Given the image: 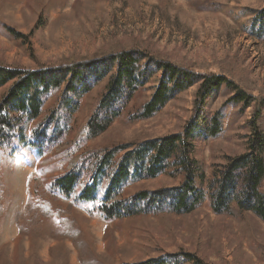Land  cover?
Masks as SVG:
<instances>
[{"label":"rangeland","instance_id":"rangeland-1","mask_svg":"<svg viewBox=\"0 0 264 264\" xmlns=\"http://www.w3.org/2000/svg\"><path fill=\"white\" fill-rule=\"evenodd\" d=\"M263 8L264 0H0V65L35 69L136 49L199 73L225 75L264 99V39L246 31L252 12ZM3 24L25 39L8 37ZM106 83L83 97L78 112L70 120L67 117L69 139L78 138ZM155 85L156 79L103 135L86 141L83 151L181 132L193 114L196 88L179 95L149 120L131 119L135 109L150 99ZM6 90H0V98ZM225 101L223 94L216 93L207 108L209 113L222 110L224 132L196 146L195 157L208 174L213 164L224 163L225 156L242 153V136L248 133L249 111L240 115ZM61 173L50 156L40 160L28 146L23 156H4L0 264H83L82 260L123 264L178 251L196 253L210 264H264V224L249 213L217 216L208 202L190 215L162 207L158 213L112 222L91 217L88 206L81 205L69 211L82 234L80 253L69 240L56 239L57 218L39 214L42 202L67 209L66 201L49 200L36 182L42 181L43 187ZM179 184V177L162 175L130 186L125 196ZM18 213L23 216L17 223Z\"/></svg>","mask_w":264,"mask_h":264},{"label":"trees","instance_id":"trees-1","mask_svg":"<svg viewBox=\"0 0 264 264\" xmlns=\"http://www.w3.org/2000/svg\"><path fill=\"white\" fill-rule=\"evenodd\" d=\"M2 28L14 41L26 37L5 24ZM246 31L255 39H264V8L252 12ZM154 79L150 99L135 109L131 119L149 120L179 95L196 88L193 114L183 130L83 151L86 141L103 135ZM105 80V91L78 138L69 139L67 117L70 120L83 97ZM6 88L0 98V168L6 154L23 156L27 146L40 160L50 156L62 173L43 187L39 185L42 181L36 182L49 200H64L68 206L54 209L42 202L39 214L57 218L56 239L69 240L78 252L82 253V234L69 211L81 205L88 206L85 209L91 217L112 222L158 213L162 207L177 215H190L208 202L217 216L249 213L264 224V99L249 94L225 75L199 73L129 49L35 69L0 65V90ZM216 93L223 94L225 106L237 109L240 115L249 111L248 133L242 136V153L225 156L224 163L213 164L208 174L195 153L197 144L217 139L224 132L222 110L207 111ZM162 175L179 177L180 184L125 196L130 186ZM4 193L0 180V218ZM22 216L16 214L17 223ZM123 264L210 263L196 253L178 251Z\"/></svg>","mask_w":264,"mask_h":264}]
</instances>
